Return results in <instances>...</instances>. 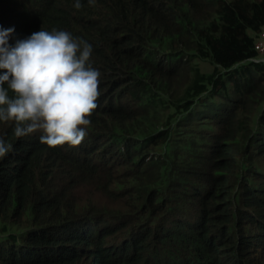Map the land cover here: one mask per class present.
<instances>
[{
  "label": "trees",
  "instance_id": "1",
  "mask_svg": "<svg viewBox=\"0 0 264 264\" xmlns=\"http://www.w3.org/2000/svg\"><path fill=\"white\" fill-rule=\"evenodd\" d=\"M81 5L0 0L10 43L65 29L101 73L77 145L0 122V264H264V0Z\"/></svg>",
  "mask_w": 264,
  "mask_h": 264
},
{
  "label": "clouds",
  "instance_id": "2",
  "mask_svg": "<svg viewBox=\"0 0 264 264\" xmlns=\"http://www.w3.org/2000/svg\"><path fill=\"white\" fill-rule=\"evenodd\" d=\"M13 32L14 26H0V122H12L17 138L38 132L47 146L79 144L99 95L92 44L65 29L42 27L10 43ZM11 148L0 137V157Z\"/></svg>",
  "mask_w": 264,
  "mask_h": 264
},
{
  "label": "built area",
  "instance_id": "3",
  "mask_svg": "<svg viewBox=\"0 0 264 264\" xmlns=\"http://www.w3.org/2000/svg\"><path fill=\"white\" fill-rule=\"evenodd\" d=\"M255 47L257 50V56L253 58V61L264 62V27L259 32Z\"/></svg>",
  "mask_w": 264,
  "mask_h": 264
},
{
  "label": "rangeland",
  "instance_id": "4",
  "mask_svg": "<svg viewBox=\"0 0 264 264\" xmlns=\"http://www.w3.org/2000/svg\"><path fill=\"white\" fill-rule=\"evenodd\" d=\"M231 53L229 52V55H230ZM225 61H228V60H225ZM264 63V62H263Z\"/></svg>",
  "mask_w": 264,
  "mask_h": 264
}]
</instances>
